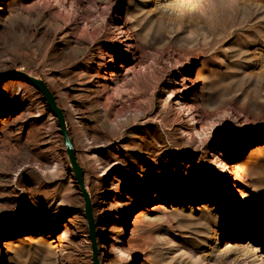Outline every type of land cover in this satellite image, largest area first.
Wrapping results in <instances>:
<instances>
[{
	"label": "rangeland",
	"instance_id": "rangeland-1",
	"mask_svg": "<svg viewBox=\"0 0 264 264\" xmlns=\"http://www.w3.org/2000/svg\"><path fill=\"white\" fill-rule=\"evenodd\" d=\"M10 70L64 111L99 264H264V0H0ZM0 264H94L57 122L20 78L0 82Z\"/></svg>",
	"mask_w": 264,
	"mask_h": 264
},
{
	"label": "water",
	"instance_id": "water-1",
	"mask_svg": "<svg viewBox=\"0 0 264 264\" xmlns=\"http://www.w3.org/2000/svg\"><path fill=\"white\" fill-rule=\"evenodd\" d=\"M20 78L23 81L32 85L43 97L46 103V107L49 113L57 122V127L59 129V134L62 137L66 155L69 157V162L71 164V169L74 174L75 182L80 190V194L84 200L85 204V218L88 223L89 228V240L92 244L93 262L94 264H99L98 262V251L96 245V232H95V222L93 218L92 205L90 196L86 190L84 182V171L77 161L76 151L74 149L70 134L67 128L66 119L64 111L58 106L56 97L50 91L46 83L40 79L27 75L23 72L10 70L8 72H0V82L12 79Z\"/></svg>",
	"mask_w": 264,
	"mask_h": 264
},
{
	"label": "bare ground",
	"instance_id": "bare-ground-1",
	"mask_svg": "<svg viewBox=\"0 0 264 264\" xmlns=\"http://www.w3.org/2000/svg\"><path fill=\"white\" fill-rule=\"evenodd\" d=\"M55 21H59L58 19H56ZM67 159L69 160V157L67 156ZM235 170V169H234ZM233 170H232V168L230 167V168H228V173H227V176H229V175H232L234 172H232Z\"/></svg>",
	"mask_w": 264,
	"mask_h": 264
}]
</instances>
